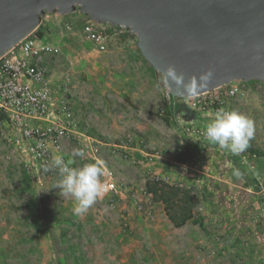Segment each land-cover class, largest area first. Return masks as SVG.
<instances>
[{
  "label": "rangeland",
  "instance_id": "1",
  "mask_svg": "<svg viewBox=\"0 0 264 264\" xmlns=\"http://www.w3.org/2000/svg\"><path fill=\"white\" fill-rule=\"evenodd\" d=\"M45 15L54 20L60 42L59 53L42 58L53 79L51 89L57 97L66 83L79 140L86 149L96 147L94 154L88 148L83 158L74 157L79 145L69 137L62 141V155L74 168L98 163L100 179L110 174L116 190L74 216L75 201L55 186L58 171L40 162L28 169L29 159L0 138V264H74L76 256L84 258L78 264H166L163 205L145 191V182L155 178L192 191L195 205L188 224H196L203 240L198 264H264V83L234 80L229 83L238 86L236 94L223 96L226 83L180 98L187 106L199 104L188 107L191 117L176 115L177 128L166 114L169 90L163 75L146 60L128 59L142 56L133 31L112 36L106 51L99 52L80 33L86 15L76 10L62 21V14ZM69 23L71 30L65 27ZM220 93L221 104L214 99ZM221 109L254 122L249 146L262 157L232 154L205 138L206 125ZM122 144L129 148L128 157L117 147ZM59 214L75 222L58 221Z\"/></svg>",
  "mask_w": 264,
  "mask_h": 264
},
{
  "label": "water",
  "instance_id": "2",
  "mask_svg": "<svg viewBox=\"0 0 264 264\" xmlns=\"http://www.w3.org/2000/svg\"><path fill=\"white\" fill-rule=\"evenodd\" d=\"M76 10L133 31L142 57L177 98L234 80L264 83V0H0V57L33 32L46 13ZM170 65L186 82L198 81L207 70L213 75L188 94L167 77Z\"/></svg>",
  "mask_w": 264,
  "mask_h": 264
},
{
  "label": "built area",
  "instance_id": "3",
  "mask_svg": "<svg viewBox=\"0 0 264 264\" xmlns=\"http://www.w3.org/2000/svg\"><path fill=\"white\" fill-rule=\"evenodd\" d=\"M65 27L71 30L72 23ZM126 31L127 28L122 25L98 23L88 16H85L80 28L81 35L99 52L106 51L108 40L112 36L122 35ZM59 51L56 44L41 40L34 30L0 57V138L13 151H20L29 159L30 162L26 164L28 169H36V162H40L42 166L52 165V157L56 153L68 164L61 150L65 138L75 139L85 153L88 148L92 154L96 151V147L91 144H88L87 149L84 148L79 140L75 117L67 97L66 83L56 98L48 81V69L43 65L42 58L54 56ZM225 86V97L239 91L238 86L231 83ZM200 95L202 94L189 98ZM223 96L220 93L214 99L221 104ZM196 104H199V100L188 107L194 109ZM117 147L124 158L128 157L126 150L129 148L126 144ZM50 169L52 172L57 170L53 166ZM36 178L40 181L39 175ZM100 181L104 186L101 198L110 196L116 190V182L110 174L104 175ZM147 214L150 216L149 211Z\"/></svg>",
  "mask_w": 264,
  "mask_h": 264
},
{
  "label": "clouds",
  "instance_id": "4",
  "mask_svg": "<svg viewBox=\"0 0 264 264\" xmlns=\"http://www.w3.org/2000/svg\"><path fill=\"white\" fill-rule=\"evenodd\" d=\"M165 71L167 77L176 85L182 86L188 94H195L198 87L206 86L213 75L211 70H207L199 75L198 81L193 79L186 82L184 75L178 73L173 66H168ZM254 132V122L250 118L234 110L221 109L206 125L204 136L210 143L238 155L247 150ZM73 156L83 158L85 152L77 148L74 149ZM52 166L58 170L60 177L59 183L55 185L59 188L60 195L71 197L75 201V215L87 213L103 195L104 186L100 181L102 170L98 163L74 168L65 163L62 157H56Z\"/></svg>",
  "mask_w": 264,
  "mask_h": 264
},
{
  "label": "trees",
  "instance_id": "5",
  "mask_svg": "<svg viewBox=\"0 0 264 264\" xmlns=\"http://www.w3.org/2000/svg\"><path fill=\"white\" fill-rule=\"evenodd\" d=\"M35 33L38 37L42 36L40 33V25L35 29ZM137 50L139 51L138 48ZM179 99L180 98L172 96L169 93V101L166 106V114L170 116V119L175 126H178L176 120V115L178 113H182L185 117H191L193 114L187 105L179 102ZM246 153L253 157L263 156V153L259 149L252 148L251 146L247 148ZM145 191L147 194L152 195L153 200L162 203L164 213L174 227H181L193 218L195 197L189 188L178 184H171L164 180L155 178L145 182ZM59 217L60 218H57L58 221L60 219V221L67 222L69 224L75 222L73 216L65 217L59 214ZM40 226L44 229V225H42V223ZM66 249H68L69 253L72 255L75 252L73 246L67 245ZM65 259L66 258L63 260ZM83 260V256H76L74 264L83 263Z\"/></svg>",
  "mask_w": 264,
  "mask_h": 264
},
{
  "label": "crops",
  "instance_id": "6",
  "mask_svg": "<svg viewBox=\"0 0 264 264\" xmlns=\"http://www.w3.org/2000/svg\"><path fill=\"white\" fill-rule=\"evenodd\" d=\"M46 17L47 16L45 15L40 23V33L42 34V36L39 38L44 41H50L59 47L60 42L59 39H57L56 37V32L58 31L56 28V24L54 23V20L51 17H49L48 19ZM60 17L61 18L59 21H62L63 19H67L66 17H71V16L69 14L68 15L62 14ZM73 17H76L75 14L71 18ZM53 41H56V43H54ZM87 48H93V47L92 45H88ZM128 59L137 60L139 63L145 60L144 58H142V56H138L137 54L130 55ZM48 81L50 84L53 83V79L51 78V76H49ZM58 92H56V94H58ZM178 126L176 127L178 128ZM186 140L189 145L191 146L195 145L193 140H189V138H186ZM197 144L199 145V143ZM128 204L130 203L128 202ZM153 205L156 206L157 202H154ZM157 209L159 210L160 208L157 206ZM162 214L164 213L162 212ZM159 215H161V213H159ZM131 217L134 218V216ZM138 218L139 216H137V219ZM164 219H166V264H198L196 262V259L199 258L201 254L197 247H199L200 242L203 240H202V236L201 235L198 236L197 232L194 229L196 228L195 227L196 224L195 223L188 224L189 222L188 221L185 225L181 227H174L165 214H164ZM129 223L132 224V222ZM161 227L162 226L159 223L154 225L156 231H160ZM150 238L152 239L153 237L150 236ZM191 258H193V262H191Z\"/></svg>",
  "mask_w": 264,
  "mask_h": 264
}]
</instances>
